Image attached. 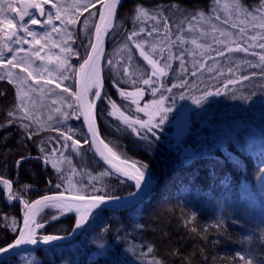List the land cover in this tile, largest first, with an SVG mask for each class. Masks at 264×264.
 <instances>
[{"label":"snow or ice","instance_id":"6c2138e0","mask_svg":"<svg viewBox=\"0 0 264 264\" xmlns=\"http://www.w3.org/2000/svg\"><path fill=\"white\" fill-rule=\"evenodd\" d=\"M97 4L100 5L99 8L96 7ZM121 4L122 0H73L71 5H66L64 0H19L17 5L16 0H0V70H3L0 72V80H7L14 86L16 101L5 112L6 119L0 122V130L16 126L22 131L23 136L31 140L42 128H45V123L35 115L36 100L33 94L41 98L55 94L57 99L51 101L52 104L59 105L55 108V112L64 120L71 119L73 116L77 120L83 117V124L87 126L86 138L83 142L74 138L75 132L71 127L66 130L51 129L59 132L63 140V149L71 148L83 159L82 148L84 144H87L90 148H94L95 154L108 165V168L95 175L83 170L78 171L70 156H66L63 150L57 148L48 152L41 147L40 152L43 155L35 158L30 155L21 156L16 161L17 169L25 161L40 160L58 173V179L62 183L56 184V188L64 187L62 192L45 194L31 201L20 194V189L14 190L12 180L0 174V191L6 193L5 202L11 204L15 201L23 205L22 226L15 218L4 217L5 226L18 234L12 243L0 247V264H7L9 257L6 254L10 252L15 254V250L23 245H37L41 240L44 244H48L50 241L63 239L64 237L58 235L42 237L38 235V230L44 228L49 219L55 221L61 216L74 213L75 229H81L89 220H99L108 202L118 201L120 197L100 194L102 188H97L93 181L102 184L104 177L116 175L133 181L134 187L142 190L148 165L131 160L119 144L113 143L110 146L100 136L96 124V101L107 99L111 109L108 115L119 119L139 139L147 140V133L155 135L153 129L168 119L175 104L173 89H186L191 95L187 79H180L178 83H172L170 87L163 82V78L173 70L174 60L179 61L180 72L184 74L189 73L186 64L190 63L192 77L199 78L205 72L215 73L220 77L228 73L226 83L223 85L224 89L244 81L251 82L257 76L264 81V0H258L255 5H248L245 0H228L224 4H221V0H213L207 10L203 8L189 10L178 3L147 6L141 0L134 5L129 17L133 24L132 29L123 32L124 43L121 51L125 53L124 61L123 63L115 61L121 65L117 74L123 78L124 83H130L134 90L127 91L121 88L120 80L114 82L120 97L135 105V113L143 112L148 117L147 120L141 119L132 112L129 105H118L103 92L104 77L101 63L104 59L103 45L106 37L116 31L117 13ZM69 7L73 11L69 12ZM90 9H96V11H90ZM221 10L223 15H220ZM85 12L89 13V16L83 20L87 43L80 40V45L84 48V55L81 57L79 51L71 46V43H75L76 40L73 38L75 34L69 31V27L77 25ZM37 13L39 17H46V19L42 21L37 17ZM26 17H28L27 20H25ZM96 17L98 20H93L90 25V19ZM148 20L154 21L150 29L142 26L143 22ZM54 21H60L61 27H57ZM41 24L51 26L50 31L38 34L30 27V25ZM21 32L24 35H20ZM52 33L60 35L59 42L52 40ZM26 37H32V39L28 40ZM42 40L45 43L42 44ZM13 43L30 44L32 49L26 52L22 47L13 48L11 46ZM49 43L52 48L58 47L60 54L46 53L41 56V52L49 47ZM36 45L40 47L36 48ZM22 52H25L24 56L20 55ZM8 53H11L10 57ZM137 54L144 61L143 65L136 61ZM72 56L82 60L78 68L70 63ZM186 57L191 59L186 60ZM248 57H255L256 60ZM36 60L45 63L34 66ZM221 60L225 62L221 63ZM209 61L212 63L209 64ZM115 63L113 59L107 60L109 66L114 67ZM48 65H55V67L50 69ZM242 67L260 69V71L241 75ZM129 68L132 69L131 72ZM15 69H19L20 72H15ZM53 76L55 80L52 79ZM74 77L76 78L74 85H64V81ZM30 80L31 83H29ZM53 83H55V89H62L60 93H56L55 89L49 87ZM141 85L148 86L154 97L160 93L159 98L141 106L140 100L145 94V88ZM195 87L196 84L193 82L192 88ZM256 87L253 85L249 96L243 98L256 96ZM258 87L260 94L264 95V84ZM165 92L168 95H165ZM64 93L68 94L67 97ZM221 94L220 89L213 91L206 88L200 98L194 99L193 102L200 104L209 96ZM2 95L4 93L0 92V96ZM179 98H185L184 92L179 94ZM170 99L171 104L168 103ZM260 102L264 104V99ZM65 107L67 110H63ZM48 119L51 120V116ZM34 125L38 127L34 128ZM10 136L11 133L7 132L3 140L7 142ZM69 141L71 144L68 143ZM57 143H60V140H57ZM57 152L59 156L56 155ZM64 164L67 168L61 167ZM4 167L6 168L7 165L5 164ZM76 176H80L81 179L74 181L73 177ZM84 176L88 177L92 188L91 193L87 191V186L83 183ZM123 182L124 180H121V183ZM28 187L24 185L23 190L26 192ZM44 209H53L55 214H50L48 218L41 221L38 217ZM194 219V216L189 218L185 226L187 227L188 222ZM223 224L224 221L220 220L214 227L219 229ZM137 228L142 229L143 225L137 222ZM192 231L197 230L193 227ZM203 239L207 240V236H203ZM246 241L247 246L245 247L242 242L241 250L235 253L230 264H236V261H239V264H264V230L258 240L254 235H250L246 237ZM136 247L133 245L132 251H135ZM155 251L154 245L149 244L146 252H141L140 256L152 254L147 264H165L162 258L155 256ZM178 254L179 250L175 249L173 255ZM184 264H191V260L185 257Z\"/></svg>","mask_w":264,"mask_h":264},{"label":"trees","instance_id":"16d2710c","mask_svg":"<svg viewBox=\"0 0 264 264\" xmlns=\"http://www.w3.org/2000/svg\"><path fill=\"white\" fill-rule=\"evenodd\" d=\"M140 2L141 0H124L118 13L116 31H113L107 40L102 64L103 92L118 105H129L136 116L147 120L148 117L143 112L135 113V105L123 100L114 85L115 81L120 80L121 88L127 91L134 90L130 83H124L123 78L117 74L121 65L115 61L121 63L124 61L125 53L121 51L124 43L123 32L132 29L133 24L129 17L134 5ZM212 2L213 0H143L147 6L178 3L189 10L200 8L207 10ZM257 2L258 0H245L248 5H255ZM96 7L99 8L100 5L97 4ZM88 16L89 13L85 12L80 17V22L75 25L73 32L75 45H80V40L87 43L83 20ZM93 20H98V17L90 19V25ZM146 27L150 28L149 25ZM92 30L94 32V29ZM76 50L83 57L84 48ZM133 51L135 52V49ZM248 58L256 60L255 57ZM71 59L72 65L78 68L82 60L75 56ZM108 59L114 60V67L107 64ZM136 61L141 65L144 64L138 54ZM224 62L221 60V63ZM131 71L132 69L129 68V72ZM253 71L258 73L260 69L242 67L240 74L249 75ZM178 75L168 74L163 78L164 84L170 87L180 79L191 81L190 73L183 77ZM228 75L225 73L220 77L213 74L195 88L188 85L191 95L186 89H173L175 104L168 119L153 129L155 135L147 133V140L139 139L119 119L108 115L111 109L107 99L99 101L96 120L100 136L110 146L113 143L119 144L131 160L148 165L145 179L151 186L150 193L131 210L104 211L99 220H91L82 234L70 244L21 254L7 260V264H30V262L31 264H147L152 254L141 257L140 253L146 252L149 244L154 245L155 256L162 258L165 264H184L185 257L191 260V264H230L235 253L241 250L242 242L245 247L247 246L246 237L254 235L258 240L264 230V163H262L264 146L246 151L242 146L228 143L225 149L215 148L195 155L188 164L174 167L169 162L170 156L174 155L173 146L178 140L176 130L179 128V123L188 125L191 113L198 105L193 100L200 98L206 88L213 91L220 89L222 94L209 96L201 103L207 100L209 102L222 100L223 97L232 95L231 90L236 91V87L240 84L229 85L224 89L223 85ZM74 80L75 77L64 85L72 86ZM245 84L249 85L248 91L243 92L246 96H249L253 90V85L257 86L255 89L257 95L250 98L256 101L263 96L258 86L264 84V81L259 76L253 78L251 82L241 83L242 86ZM141 86L145 88V94L140 100L141 106L159 98L160 93L154 97L148 86ZM0 92L4 93L0 96V122H3L6 119L5 112L16 102L15 88L7 80H0ZM181 92L185 94L184 99L179 98ZM164 94L168 95L166 92ZM220 102L229 104L230 101L225 99ZM168 103L171 104V99ZM68 127L74 129V138L83 142L86 137L82 124L80 119L77 120L74 116L65 126L41 129L31 140L23 136L22 131L16 126L0 130V174L12 180L14 190L20 189V194L25 199L31 201L45 194L64 191L63 186L56 188V184L62 183L58 179L56 170L50 165H44L40 160L31 159L25 161L19 169L16 168V161L21 156L30 155L34 158L42 156L41 147L48 152L53 148L63 150L66 156H70L78 171L83 170L95 175L104 170L95 159L89 145H83V159L71 148L63 149V140L59 132L51 129L66 130ZM7 132H10L11 136L5 142L3 137ZM57 140H60V143H57ZM68 143L71 144V141ZM56 155L59 156V152ZM61 167L67 168V165ZM73 179L80 180L81 177L76 176ZM83 183L91 193L92 188L87 176L83 177ZM92 183H95L97 188H102L100 193L102 195L123 198L133 193V188L129 184L121 183V180L115 176L104 177L102 184L95 181ZM24 185L29 186L26 192L23 190ZM5 197L6 193L0 191V247L12 243L18 234L5 226L4 217L15 218L20 226L23 219V209L19 202L6 203ZM50 214H55V210L45 209L38 219L43 221ZM217 215L224 221L219 229L214 227L218 222ZM193 216L195 219L188 222L186 227L185 223ZM75 219V214L71 213L55 221L49 219L44 228L38 230V235L68 236L75 227ZM137 222L143 225L142 229L137 228ZM193 227L197 231L193 232ZM203 236H207V240L203 239ZM133 245L137 246L135 251H132ZM175 249L179 250L178 255H173ZM236 264H239V261H236Z\"/></svg>","mask_w":264,"mask_h":264},{"label":"rangeland","instance_id":"374dc122","mask_svg":"<svg viewBox=\"0 0 264 264\" xmlns=\"http://www.w3.org/2000/svg\"><path fill=\"white\" fill-rule=\"evenodd\" d=\"M64 2L66 5H71L73 0H64ZM227 2L228 0H221V4ZM16 3L18 5V0H16ZM46 8H50V6H46ZM52 11L54 12L55 10L53 9ZM71 11L73 10L69 7V12ZM12 15H14V13ZM220 15H223L222 10ZM54 23L57 27H61L60 21H54ZM153 23L154 21L148 20L143 22L142 26L146 27V25H149L151 28ZM30 27L38 34L50 31L51 28V26H44L43 24L30 25ZM173 31H175V28H173ZM37 38H39V36ZM26 39L31 40L32 37H26ZM60 39V35L52 33V40L59 42ZM41 43L43 44L45 41L42 40ZM23 45L25 46L24 49L26 52L32 49V45L30 44L17 45L13 43L11 46L13 48H23ZM186 46L191 47L190 45ZM39 47L40 45H36V48ZM53 49L54 48H52L49 43V47L41 52V56H44L46 53L54 54ZM58 54H60V52H58ZM20 55L24 56L25 52L20 53ZM8 56L10 57L11 53H9ZM190 59V57H186V60ZM44 63V61L36 60L34 66H39ZM211 63L212 62L209 61V64ZM172 64L173 70L169 71L170 75L171 73L176 75L179 74L181 77L186 75L180 72L178 60H174ZM48 67L54 69L55 65H48ZM186 67H188L190 73V63L186 64ZM14 71L17 73L20 72L19 69H15ZM213 74L215 73L205 72L202 76L198 74L199 78L192 77L189 86H192L193 82L198 85ZM21 75H26V73H21ZM45 76H47V74H45ZM52 79L55 80V76H53ZM31 82L30 80L29 83ZM52 85H55V83L51 84L49 87H52ZM248 87V84L243 86L240 84L236 87V91H230L232 95L225 96L222 100L212 102L207 100L206 102L198 104L191 113L189 124L179 123V128L176 130V132H178V140L172 149L174 155L170 156L169 159V162H171L174 167L190 163L197 154H203L215 148L225 149V145L228 143L242 146L246 151L256 150L264 146V104L260 102L264 99V95L260 96V98L256 97V101L252 100V98L245 99L243 97H247L248 95L246 96L243 92H247ZM244 89L246 91H244ZM55 92L58 93L56 89ZM33 96L36 100L35 115L45 123V128H58L59 126L68 124V120H64L63 117H60L59 114L55 112V108L59 105L52 104V98H41L37 94H33ZM52 96H55L57 99L55 94H50V97ZM225 99L230 101L229 104L220 102ZM63 110H67L66 107ZM49 116H51V120L48 119ZM33 127H38V125H34ZM216 219L219 221L220 216L217 215Z\"/></svg>","mask_w":264,"mask_h":264},{"label":"water","instance_id":"95a60500","mask_svg":"<svg viewBox=\"0 0 264 264\" xmlns=\"http://www.w3.org/2000/svg\"><path fill=\"white\" fill-rule=\"evenodd\" d=\"M123 2H124V0H122L121 7L123 5ZM18 3H19V0H18ZM121 7L118 9V13H119ZM30 11H32V10H30ZM118 13H117V16H118ZM37 17L39 19H41V20L44 19V17H39L38 13H37ZM27 18L28 17H26L25 20H27ZM109 36L106 37L104 45H103V47H104V56H105V50H106L107 40H108ZM103 60L101 61L102 64H103ZM96 103L98 105L99 101H96ZM80 122L82 124L83 130H84V133H85V137H86L87 126L83 124V117H81ZM96 124H97V120H96ZM91 151H92L95 159L97 160V162L104 169L108 168V165H106L103 162V160L98 155L95 154V149L91 148ZM113 176H115L116 178H118L120 180H124V182L129 184L133 188V193L131 195L127 196V197L120 198L118 201H109L108 205L105 207L104 211L125 212V211H128V210H131V209L135 208L137 205H139L147 197V195L151 191V186L149 185V182L146 179H145L144 185H142V190H137L134 187V182L133 181L125 180V178L119 177V176H116V175H113ZM49 195H51V194H49ZM21 207L23 209V205H21ZM71 214H74V213H71ZM90 221L91 220H89V222L87 224H85L81 229H75V227H74V229L72 230L70 235L61 236V237H64L61 240L50 241L48 244H44L42 242V240H41L40 242H38L37 245H23L20 248L15 250V254L10 252L9 254H6V255L9 257V259H12V258H15V257L21 255V254L30 253V252H33V251H36V250L51 249V248H54V247H57V246L70 244V243L74 242L82 234V232L87 228V226L90 223ZM22 225H23V219H22L21 226Z\"/></svg>","mask_w":264,"mask_h":264},{"label":"flooded vegetation","instance_id":"af4514ba","mask_svg":"<svg viewBox=\"0 0 264 264\" xmlns=\"http://www.w3.org/2000/svg\"><path fill=\"white\" fill-rule=\"evenodd\" d=\"M32 11H34V10H32ZM27 19H28V18H27ZM44 19H45V17H44ZM44 19H43V20H44ZM17 20H18V17H17ZM74 28H75V26H70V27H69V31L74 32ZM20 35H24V33L21 32ZM73 38H74V37H73ZM70 43H71V42H70ZM71 46H72L74 49H79V50L81 49V47H80L81 45H75V43H71ZM23 48H25L24 45H23ZM58 52H60V49H59L58 47H56V48L53 49V53H54V54H58ZM7 55H9V53H8ZM70 63L72 64V59H71V57H70ZM75 79H76V78H75ZM69 80H70V79H69ZM69 80H67V81H69ZM67 81H64V83H67ZM50 88H54V89H55V85H52V87H50ZM56 90H57L58 93H60L62 89H56ZM75 90H76V89H75ZM64 95H65V97H67L68 94H67V93H64ZM48 97H49V98H52V99H56L55 96L50 97V95H49ZM46 99H48V98H46ZM52 99H51V100H52ZM68 120H69V119H68ZM5 199H6V197H5Z\"/></svg>","mask_w":264,"mask_h":264}]
</instances>
